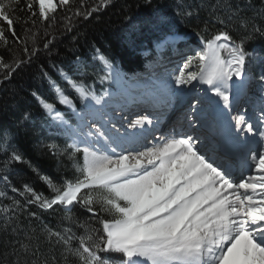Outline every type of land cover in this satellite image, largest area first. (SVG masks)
<instances>
[{
  "label": "snow or ice",
  "instance_id": "6c2138e0",
  "mask_svg": "<svg viewBox=\"0 0 264 264\" xmlns=\"http://www.w3.org/2000/svg\"><path fill=\"white\" fill-rule=\"evenodd\" d=\"M71 3L72 0H25L31 15H39L44 21L49 20L58 7ZM111 3L112 0H100L95 8H86L84 18ZM19 4L20 0H0V21L7 25L13 37H16L14 24L18 19L13 16ZM34 6L38 11L33 10ZM218 6L226 7L229 12L227 21L216 17L218 23L226 25L228 21L237 19L246 34L237 41L225 27L208 38L201 37L203 48L195 57L199 61V71H185L191 66L192 59H189L174 80L177 87L193 81L207 85L227 108L230 106V82L233 78L243 80L246 77L250 69L249 57L256 55L246 50L245 43L255 34L264 36V27L257 26L254 17L243 15L245 7L253 6L252 0H244L243 5L235 7L230 0L226 3L218 0ZM216 7L212 6L213 12ZM75 14L81 15L80 12ZM184 14L193 15L191 11ZM255 15L264 19V3ZM165 19L160 17V22ZM28 31L25 29V33ZM35 36L33 33L26 39L35 44ZM15 42L26 44V40L19 37ZM7 43L5 29L0 27V44ZM49 43L51 41L44 44L45 49ZM24 50L28 52L26 46ZM38 51V47L34 46L28 60ZM99 59L107 69L102 79L110 78L113 65L103 56ZM26 62L15 60L5 64L0 57V68L6 70L4 79L10 78L11 73ZM60 74L81 100H92L96 105L102 103L103 97H97L62 70ZM44 75L47 76V73ZM48 79L56 100L75 111V104L61 85L51 77ZM259 79L261 124H264V70L260 72ZM33 95L37 94L34 92ZM37 99L49 117L64 126L71 140L64 152L73 160L78 175L74 179H65L62 184L42 176L52 193L50 197L36 193L28 185L22 191L15 187L11 190L25 196L27 203L37 204L45 211L60 206L65 210L64 219L83 229V233L77 235L71 227L55 230L45 225L46 242L53 250L60 247L65 264H68V257H72L77 264H264V131L259 132L260 150L251 154L252 171L246 178L242 175L237 178L225 161L217 162L220 159L218 156H209L206 150L198 148L200 138L191 133H183L179 138L171 135L143 150L126 151L124 145L139 143L138 137L110 134L90 121L73 129L53 102L40 96ZM193 111H196L195 107ZM28 118L25 115L24 119ZM199 119L204 121L202 127H211L205 116L201 115ZM235 121L241 131L256 135L253 125L243 116L236 117ZM152 123L151 118L144 116L137 119L132 127L143 128ZM112 127L116 128L115 124ZM189 127H194L191 116ZM9 138L7 130L0 134V141H3L0 146H5V151ZM48 147L56 148L55 145ZM77 153H82V163L77 160ZM21 159V155L15 152L11 156L14 161ZM4 179L7 180V176ZM0 197L12 201L10 205L0 207L4 217L0 227L7 231L14 219L10 213L14 214L22 205L15 198L7 197L3 191H0ZM75 205L86 209L100 227L96 228L87 221L73 220L70 213ZM16 232L17 228L13 227L12 234ZM25 239L29 242L17 241L20 248L14 249V252L22 251L25 256L35 257L31 264H48L47 258L43 261L39 259V246L33 249V237L26 235ZM73 241L78 243L74 245ZM55 259L53 256V264ZM13 264L20 262L15 260Z\"/></svg>",
  "mask_w": 264,
  "mask_h": 264
},
{
  "label": "trees",
  "instance_id": "16d2710c",
  "mask_svg": "<svg viewBox=\"0 0 264 264\" xmlns=\"http://www.w3.org/2000/svg\"><path fill=\"white\" fill-rule=\"evenodd\" d=\"M230 2L233 7L244 4V0ZM99 3L100 0H72L69 6L58 7L49 20L44 21L39 15L32 16L25 6V0H20L13 16L14 19L18 18L14 30L16 37L26 40V44L15 42L16 37L0 21V27L5 29L8 38L7 45L0 44V57L4 63L27 61L12 72L8 79H4L6 70L0 68V134L5 130L10 134L7 150L5 151V146H0V191L22 205L14 214L10 213L14 219L8 230L4 231L0 227V264H13L15 260H19L20 264H31L35 257L25 256L22 251L14 252V249L20 248L17 241L29 242L25 239L26 235L33 237V249L39 246L41 261L47 258L48 264H53L52 257L55 256V264H65L60 247L53 250L46 242L45 225L55 230L71 227L77 235L83 233V229L75 223L64 219L65 210L60 206L45 211L37 204L27 203L25 196L11 190L15 187L22 191L28 185L36 193L50 197L52 193L41 179L42 176L51 178L56 184H62L65 179H74L78 175L73 160L64 152L70 143L69 138L37 99L40 96L53 102L63 117L71 122L70 111L56 100L48 77L61 85L78 110L84 102L90 100H81L69 88L60 74L61 70L97 95L114 83L113 75L102 79L107 74V69L99 59L100 56L107 58L113 65V72L128 78L137 76L149 62L157 59L160 54L157 47L168 37H189L185 44L189 46L197 39L208 38L225 27L237 41L246 34L237 19L228 21L226 25L218 23L216 17L227 21L229 15L226 7L218 6V0H112L107 7L92 12L85 19L83 13L86 8H95ZM262 3L264 0H252L253 6L245 7L243 15L254 17L256 25L264 27V19L255 15ZM212 6H217L215 12L212 11ZM33 10L38 11V8L34 6ZM185 11H191L193 15L187 16ZM76 12L81 15H76ZM162 16L166 18L164 22H160ZM205 27L207 31H203ZM25 29L29 31L25 33ZM33 33L36 34L35 44L31 39H26ZM48 41L51 43L45 49L44 44ZM34 46L39 51L29 61L28 57ZM166 47L168 51L172 46L168 44ZM245 48L250 53H256L253 59L249 58L253 65L258 59H264V36L255 34L253 39L245 43ZM262 65L264 66V62ZM250 69L257 75V72L264 70L260 65H250ZM34 92L36 96L33 95ZM25 115L29 118L24 119ZM0 145H3V141H0ZM48 145H55L56 148L51 149ZM14 152L21 155L20 161L11 160ZM76 157L80 163L83 162L82 153H77ZM5 176L7 180L4 179ZM11 203V199L0 197V207ZM30 213L36 215L32 216ZM70 215L73 220L81 223L87 221L96 228L100 227L96 218L79 205L73 207ZM3 223L4 217L0 213V225ZM13 227L17 228L16 234H12ZM77 243L73 241L74 245ZM68 264L77 262L68 257Z\"/></svg>",
  "mask_w": 264,
  "mask_h": 264
},
{
  "label": "rangeland",
  "instance_id": "374dc122",
  "mask_svg": "<svg viewBox=\"0 0 264 264\" xmlns=\"http://www.w3.org/2000/svg\"><path fill=\"white\" fill-rule=\"evenodd\" d=\"M167 41H168L167 43H173V44H177V43L179 44L180 42H182L181 39H177V38L169 39ZM201 48H203V45ZM174 50L175 51L172 53L171 57H161L160 60L158 61V63L154 64L151 67V69L148 73V76L142 75L140 78L124 79L122 77H118L115 75V83L113 84V87L110 90L104 92L100 96V97H103L102 103L100 105H96L94 102L92 104L86 105L81 112L76 113L75 123H74V125H71V127L73 129H75V128H77V126L82 125V124H87L90 121L91 124L94 125L95 127H102L104 130H108V128H110V126L108 124H106L104 120L108 119L109 122L113 123L111 121V117H109L110 114L107 115V118L106 117L102 118V120H101V118L97 119L98 116L95 113L99 112V110L92 112V111H90L91 108H95V109L96 108H98V109L102 108L103 107L102 104H104L103 101L106 98H116L115 96H117V99H119V100L126 101L125 98L123 99V97H121V95H125V94H121V91H119L120 87H122L126 91L124 93H131L133 88H135L134 91L136 94L134 92L133 93L135 95H138V93H140L141 90H139V91L136 90V89H138V86H135L137 83L141 82V83L147 84L149 86L155 87V85L153 83L154 81L155 82L159 81V83H164V78H166V77L169 78V80H168L169 83L166 82L165 86H163L161 88L163 90L158 91L157 88H154L152 90V91H154L152 94H150L148 96H142L143 99L141 97H139L140 100L138 99V101L146 102L145 104L151 105V104H154L153 102H154L155 98H158L159 100H161L162 104L160 106H162L164 108L160 111H157V113H158V115H160V118H163L164 116H167V114H172V111H174V110H172L173 108L170 107L171 104L167 102V100H169V98L174 97L175 99H177L176 101L178 102V99H182L185 97V99H186L185 108L179 109V111L174 114V119L176 118V120L178 122H180L183 127H186V125L188 126L190 116H192V122H197L201 115H203L205 117L208 116V114L210 113L209 110L211 107L209 105V102H207L206 100L208 99V97L212 96L213 93L211 91H210V93H207L204 89H203L204 91H202V88H204V87L200 86L198 81H193L189 85L177 87L175 84V80H174V77L179 74V71L183 68L184 64L189 61V59H192V63L188 69H185V71L186 72H196L195 69H196L197 65L199 64V61H198V59H195V57H196L195 49L192 50L191 52L186 51V52H182V53L180 52V50L178 48H176ZM184 53H186V54L189 53V54L187 56H184ZM262 64L263 63L260 62L261 68L264 69V66ZM174 67H175L176 72L169 73L170 71H174V69H172ZM236 81H238L236 89H240L238 92L240 94V97H238L239 100L234 105V108L236 107L237 110H235L234 112L232 110L231 117L233 118L235 125H236L235 118L238 116H243L248 123H251L253 125L254 132L256 133V135L255 136L251 135V136L254 140H258V147L256 148V151H255V152H258L260 150L259 132L264 131V124H261V115L262 114L260 111L261 106L259 103V93H260L261 81L259 78H253L250 74V71L248 73H246V77L243 80H236L235 78H233L232 82L236 83ZM238 84L243 85V87H241V85H238ZM130 89H132V90H130ZM204 92H206V93H204ZM157 94L159 95V97L154 96ZM179 95H181V96H179ZM153 96L155 98H153ZM177 96H179V97H177ZM203 97H204V102L202 100L201 104L205 108V110L200 111V112L198 111L193 115L192 112H194L193 111L194 104L197 103L198 100L200 102L201 98H203ZM177 102L175 105H177ZM175 105H173V107ZM63 106L66 107V105H63ZM245 110H250V111L244 112ZM103 111L104 110H102L101 112H103ZM142 112H144V111L141 110L135 114H140ZM105 115L106 114H104L103 116H105ZM153 115H155V114H153ZM185 116H187V117L185 118ZM184 118H185V120H184ZM113 120H114V118H113ZM156 120H158V119H156ZM206 120H207V117H206ZM158 122H160V120H158ZM258 122H260V123H258ZM119 123L120 122L118 121V122L113 123V124H115V126H118ZM106 125H108V126H106ZM117 128L119 130H121V132H118V134H117L116 131H114V132L112 131V132H110V134L115 133L114 135H121V134H124V132H123L124 130L126 133H128V131H129V129H127L126 127L122 128V129H120V127H117ZM87 130H88V128L86 127L85 131H87ZM92 130L94 131L95 129L92 128ZM168 130H169V128H168ZM240 132L246 136L248 134V133H245V131L240 130ZM81 147H83V145H81ZM251 163H253V162H251ZM251 165L247 166V168H246L247 170L245 171L246 175H248L249 172L252 171V169L250 167ZM245 174L244 173L242 174L243 178H244V176H246Z\"/></svg>",
  "mask_w": 264,
  "mask_h": 264
},
{
  "label": "bare ground",
  "instance_id": "6f19581e",
  "mask_svg": "<svg viewBox=\"0 0 264 264\" xmlns=\"http://www.w3.org/2000/svg\"><path fill=\"white\" fill-rule=\"evenodd\" d=\"M172 69H174V71H170L169 73H174V72H176V70H175V67L174 68H172ZM159 75V74H158ZM151 79V78H150ZM167 79V80H166ZM168 80H169V78H164V83H159V81L158 82H153L154 83V85H155V87L154 86H149V85H147V84H144V83H141V82H139V83H137L135 86H138V89H136V90H141V92L140 93H138V95H135L136 93H135V91H134V89L135 88H133V90L132 89H130V90H132V92L131 93H124V92H126L122 87H120V90L119 91H121V94H125V95H121V97H123V99L125 98V100L126 101H123V100H119V99H117V96H115L116 98H104L105 100L103 101L104 102V104H102L103 105V107L102 108H91L90 109V111H96V110H99V112H97V113H95L97 116H98V118L97 119H100L101 118V120H102V118H104V117H106L107 118V115L108 114H110L109 115V117H111V121L113 122V123H116V122H118V121H120L119 119L122 117V115H123V113H124V111H127V110H129V111H140V109H142V108H146L151 114V117H149V118H151L152 120H153V123L151 124V126L153 127H155L154 128V130H157V131H159L162 135H160V136H158L159 137V140L158 141H154V142H152V143H147V145H148V147H151L150 145H154V144H156V143H158L160 140H163V139H165V138H167V137H169V136H171L170 134L172 133L171 131L167 134L166 133V127H171V128H176V126L178 125V128L179 129H176V133H175V135L179 138L180 136H181V134H182V132L184 133V131H185V129H186V127H183L182 125H181V123L180 122H178L177 120H176V118L174 119V114L176 113V112H178L179 111V109H181V107L182 108H185V105H186V102H185V97L184 98H182V99H178V102L176 101L177 99H175L174 97H171V98H169V100H167V102L168 103H170L171 104V108H173L172 110H174V111H172V114H167V116H164V118L165 119H162L161 120V118H160V115H158V113H157V111H160V110H162L164 107H162V106H160L161 104H162V101L161 100H159L158 98H155L154 96H158L159 97V95L157 94V95H154L153 96V98H155V100H154V104H151V105H147V104H145L144 106L143 105H141V103L140 102H142V101H138V99L140 100V98L139 97H141L142 98V96H148V95H150V94H152L154 91H152L154 88H157V90L158 91H161V90H163V89H161L163 86H165V84H166V82L167 83H169L168 82ZM152 81V80H151ZM150 81V82H151ZM199 83V82H198ZM231 84H232V87H231V90H230V106L229 107H225L224 106V102L219 98V97H216V96H214V95H212V96H210V97H208V99L206 100L207 102H209V105H210V110H209V114H208V116H206L207 117V123L211 126L210 128L209 127H202L201 126V124L204 122V121H202L201 119H197L198 121L197 122H192L193 124H194V127H196V128H198V130H201V132H200V136H205L204 135V133H208L209 132V134H211V132L213 133V132H215V131H217V128H216V126H214V124H215V121H216V119H215V117L213 118V116H212V114L213 113H216V114H218V116L217 115H215V116H217L219 119H220V123H222L223 122V120H224V118H227V117H231V114H230V112L233 110V112L235 111V110H237V108L235 107L234 108V105H235V103H237L238 102V100H239V98L238 97H240V94L238 93L239 92V90L240 89H236L237 88V83H234V82H230ZM157 84V85H156ZM200 84V83H199ZM239 85V84H238ZM134 86V87H135ZM200 86H202V87H204V88H202V91H206L207 93H210V90L208 89V87H207V85H202V84H200ZM159 88V89H158ZM151 89V90H150ZM204 89V90H203ZM242 91V90H241ZM135 94H134V93ZM206 92H204V93H206ZM203 93V94H204ZM246 94V93H245ZM152 96V95H151ZM179 96H181V95H179ZM179 96H177V97H179ZM187 98V97H186ZM143 99V98H142ZM202 100H203V102H204V97L203 98H201V100H200V102L199 103H195L194 104V107H195V109H196V111L195 112H192V114L194 115L196 112H200V111H204L205 110V108L202 106ZM164 101V100H163ZM181 101V102H180ZM176 102H177V105H175L176 104ZM173 105H175L174 107H173ZM203 107V108H202ZM102 110H104L103 112H101ZM247 111H250V110H245L244 112H247ZM104 114H106L105 116H103ZM153 114H155V115H153ZM93 115V114H92ZM95 115V116H96ZM102 115V116H101ZM153 115V116H152ZM140 117H138L137 119H141L142 118V116H143V114H140L139 115ZM153 117L155 118V120L153 119ZM192 117V116H191ZM113 118H114V120H113ZM136 119V120H137ZM156 119H158V120H160V122H158V120H156ZM228 119V118H227ZM105 121V123L106 124H108L109 126H112V124L113 123H111V122H109L108 121V119H105L104 120ZM228 122H229V120H228ZM174 123H176L175 125H174ZM258 123H260V122H258ZM169 124H172V125H169ZM108 125H106V126H108ZM222 125H223V123H222ZM156 126H158L159 127V129H157L156 128ZM163 126H165L164 127V130H161L162 129V127ZM117 127H121V124L119 123L118 124V126H116V128H113V127H111V128H108V131L109 132H114V131H116V129H118ZM124 126H122L121 128H123ZM146 127H148V125H144V127L143 128H140V127H136V129H135V131H134V133L133 134H130V133H126L125 132V130L123 131L124 132V134H121V135H119V136H121V137H138L139 138V143H136V144H131V145H129V144H125L124 145V150H132V149H136V150H143V148H146L147 146H146V144H142L141 142L143 141V139H141V137H140V135L142 134V130H145L146 129ZM188 127H189V123H188ZM127 128H130V127H127ZM204 128H208L209 130L208 131H204L205 129ZM238 128V127H237ZM93 129H95V127H93ZM110 129V130H109ZM202 129H204V130H202ZM231 129H233V128H231ZM234 129H235V127H234ZM239 129V128H238ZM192 130H194V129H192V128H190L189 130H188V132H191ZM236 130V129H235ZM204 131V132H203ZM119 132H121V130H119ZM186 133V132H185ZM245 133H247V132H245ZM113 134V133H112ZM115 134V133H114ZM118 134V133H117ZM159 134V133H158ZM157 134V135H158ZM249 137H252L250 134L248 135ZM255 136V135H254ZM236 137H237V135H236ZM256 139V138H255ZM244 141H245V139H244ZM244 141H241L240 143H239V146H243L244 145ZM257 142V145H256V148L258 147V141H256ZM202 142H201V139H200V144H201ZM204 145V144H203ZM220 146V145H219ZM259 149V148H258ZM118 151H120V149H118ZM207 154L209 155V156H212V155H216V156H218L219 158L223 155V153H222V151L216 146V145H212L208 150H207ZM220 160H218L217 162H219ZM246 170H243L242 172H241V174H243L244 172H245ZM238 178V177H237Z\"/></svg>",
  "mask_w": 264,
  "mask_h": 264
}]
</instances>
